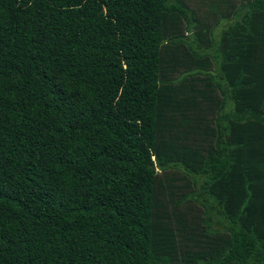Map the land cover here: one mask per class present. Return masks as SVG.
Returning a JSON list of instances; mask_svg holds the SVG:
<instances>
[{
  "label": "trees",
  "instance_id": "16d2710c",
  "mask_svg": "<svg viewBox=\"0 0 264 264\" xmlns=\"http://www.w3.org/2000/svg\"><path fill=\"white\" fill-rule=\"evenodd\" d=\"M186 1L0 0V264H264V0Z\"/></svg>",
  "mask_w": 264,
  "mask_h": 264
},
{
  "label": "rangeland",
  "instance_id": "374dc122",
  "mask_svg": "<svg viewBox=\"0 0 264 264\" xmlns=\"http://www.w3.org/2000/svg\"><path fill=\"white\" fill-rule=\"evenodd\" d=\"M222 0H188V3L186 1V3L191 6L192 8H194L195 10H197V12L200 14V16L204 19L207 18L208 15H211L212 18L213 17H218L222 11H224V7H223V2H221ZM210 5H212L210 7ZM226 23V19L222 18L221 21H219V24L215 27L214 29V35L218 36V31L223 27V25ZM213 21L209 22V25H212ZM210 52V51H209ZM185 67L182 66L181 68H178V70L176 72H173V74L171 75H177L178 71L183 70ZM189 85V84H187ZM204 85H212V83H210L209 81L205 82ZM190 87V85H189ZM180 91H181V96L183 95V98L187 97V93L185 92H193L196 93L195 96H198L200 99V88L199 86H195L193 88H187L185 87H180ZM185 108V107H183ZM185 110V109H184ZM168 130V129H167ZM187 132L184 134L186 135ZM188 135V134H187ZM191 135H189V139H191ZM188 139V140H189ZM186 147V145L184 146V148Z\"/></svg>",
  "mask_w": 264,
  "mask_h": 264
}]
</instances>
